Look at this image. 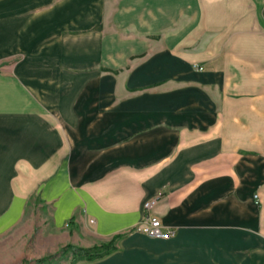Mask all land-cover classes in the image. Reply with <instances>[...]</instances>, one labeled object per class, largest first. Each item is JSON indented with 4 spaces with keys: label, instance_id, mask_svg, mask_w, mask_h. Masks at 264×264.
<instances>
[{
    "label": "crops",
    "instance_id": "1",
    "mask_svg": "<svg viewBox=\"0 0 264 264\" xmlns=\"http://www.w3.org/2000/svg\"><path fill=\"white\" fill-rule=\"evenodd\" d=\"M32 195L115 240L76 264H264V0H0V225Z\"/></svg>",
    "mask_w": 264,
    "mask_h": 264
},
{
    "label": "rangeland",
    "instance_id": "2",
    "mask_svg": "<svg viewBox=\"0 0 264 264\" xmlns=\"http://www.w3.org/2000/svg\"><path fill=\"white\" fill-rule=\"evenodd\" d=\"M70 236L54 224L52 205L29 196L19 216L0 225V264H76L77 251L68 246H78Z\"/></svg>",
    "mask_w": 264,
    "mask_h": 264
},
{
    "label": "built area",
    "instance_id": "3",
    "mask_svg": "<svg viewBox=\"0 0 264 264\" xmlns=\"http://www.w3.org/2000/svg\"><path fill=\"white\" fill-rule=\"evenodd\" d=\"M198 69L202 70V68ZM255 198H257V196H255ZM156 202V199L145 202L144 209L147 211L151 210L155 206ZM136 231L143 233L148 237L163 240H167L172 235L170 231H164L163 224L161 223L159 218L152 215H147L143 223L136 228Z\"/></svg>",
    "mask_w": 264,
    "mask_h": 264
},
{
    "label": "trees",
    "instance_id": "4",
    "mask_svg": "<svg viewBox=\"0 0 264 264\" xmlns=\"http://www.w3.org/2000/svg\"><path fill=\"white\" fill-rule=\"evenodd\" d=\"M114 239L108 244H103L92 249H83L73 245L68 246L74 252L77 251L76 256L79 258H85L88 261H93L107 255L111 250L114 249Z\"/></svg>",
    "mask_w": 264,
    "mask_h": 264
}]
</instances>
